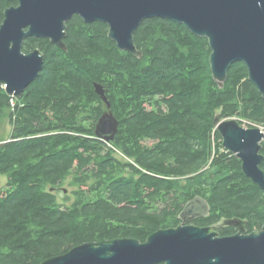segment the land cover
Wrapping results in <instances>:
<instances>
[{
	"label": "trees",
	"instance_id": "1",
	"mask_svg": "<svg viewBox=\"0 0 264 264\" xmlns=\"http://www.w3.org/2000/svg\"><path fill=\"white\" fill-rule=\"evenodd\" d=\"M16 5L0 0V25ZM65 33V49L24 40L22 51L38 49L44 64L20 99L0 87V121L7 115L11 125L0 143V264H40L87 242L143 243L178 227L196 196L209 213L195 226L238 218L246 234L264 227V193L213 126L221 111L223 120L264 130V99L243 63L230 65L218 87L208 40L167 19L139 25L133 42L141 58L119 50L102 23L73 16ZM96 84L118 122L110 142L95 135L106 111ZM66 184L73 190L61 195Z\"/></svg>",
	"mask_w": 264,
	"mask_h": 264
},
{
	"label": "water",
	"instance_id": "2",
	"mask_svg": "<svg viewBox=\"0 0 264 264\" xmlns=\"http://www.w3.org/2000/svg\"><path fill=\"white\" fill-rule=\"evenodd\" d=\"M11 2L13 0H7ZM5 10L0 25V87L12 98H20L35 81L44 64L38 49L23 53L26 38L49 40L65 49L66 23L78 16L84 23L108 27V37L121 51L141 58L133 34L146 19L160 18L183 25L193 35L208 40L212 77L222 88L233 63H243L248 80L264 99V0H15ZM95 93L106 106L95 126L98 139L110 142L118 122L109 110L104 91ZM221 146L241 163L242 174L264 193V160L261 154L264 130L244 128L236 119H213ZM207 202L199 196L189 200L179 213L181 225L160 229L141 243L134 239H112L77 245L40 264H264V227L246 234L245 222L223 220L213 227L191 222L205 218ZM227 226L235 234L219 237L214 228Z\"/></svg>",
	"mask_w": 264,
	"mask_h": 264
},
{
	"label": "rangeland",
	"instance_id": "3",
	"mask_svg": "<svg viewBox=\"0 0 264 264\" xmlns=\"http://www.w3.org/2000/svg\"><path fill=\"white\" fill-rule=\"evenodd\" d=\"M244 127H249L247 124L243 125ZM263 131V129H262ZM11 133V125L9 123V119L6 116L0 121V143L6 141L9 138V135ZM6 178L4 176L0 177V191L3 190L5 186ZM73 188L69 185H64L62 188L61 195H68Z\"/></svg>",
	"mask_w": 264,
	"mask_h": 264
},
{
	"label": "bare ground",
	"instance_id": "4",
	"mask_svg": "<svg viewBox=\"0 0 264 264\" xmlns=\"http://www.w3.org/2000/svg\"><path fill=\"white\" fill-rule=\"evenodd\" d=\"M23 52V51H22ZM24 53V52H23ZM25 91V90H24ZM23 94V93H22ZM21 97H22V95H21ZM20 97V98H21ZM12 98V97H11ZM12 99H18V98H12ZM241 125V124H240ZM241 126H243V125H241ZM244 127V126H243ZM244 128H253V127H244ZM179 220V219H178ZM180 221V220H179ZM196 221V220H195ZM194 222V221H193ZM180 225H181V221H180ZM189 225H193L192 224V222L189 224ZM193 226H195V225H193ZM196 227H198V226H196ZM200 228H204V227H200ZM103 241V240H102Z\"/></svg>",
	"mask_w": 264,
	"mask_h": 264
},
{
	"label": "flooded vegetation",
	"instance_id": "5",
	"mask_svg": "<svg viewBox=\"0 0 264 264\" xmlns=\"http://www.w3.org/2000/svg\"><path fill=\"white\" fill-rule=\"evenodd\" d=\"M18 99H20V98H18Z\"/></svg>",
	"mask_w": 264,
	"mask_h": 264
}]
</instances>
